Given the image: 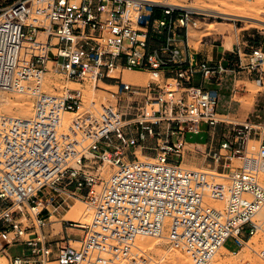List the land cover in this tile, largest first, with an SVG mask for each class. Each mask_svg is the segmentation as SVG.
<instances>
[{"label": "built area", "instance_id": "built-area-1", "mask_svg": "<svg viewBox=\"0 0 264 264\" xmlns=\"http://www.w3.org/2000/svg\"><path fill=\"white\" fill-rule=\"evenodd\" d=\"M128 7L127 0H17L0 14V91L32 100L28 119L0 115L6 264H118L132 257L136 239L162 234L170 250L208 264L227 240L241 248L263 230L256 216L264 207V124L219 115L218 92L205 85L227 73L261 81L264 53L238 51L234 69L197 61L187 35L198 13L151 2L133 13ZM24 42L44 53L24 60ZM125 71L149 81L128 83ZM48 73L80 88L47 92ZM99 82L115 90L85 103L83 87L102 90ZM201 125L223 131L207 153L221 171L217 182L182 166L185 136ZM62 195L90 210L88 223L65 221L81 232L78 247L45 232L48 207L59 209ZM14 247L21 254L11 255ZM258 257L264 264V244Z\"/></svg>", "mask_w": 264, "mask_h": 264}, {"label": "rangeland", "instance_id": "rangeland-1", "mask_svg": "<svg viewBox=\"0 0 264 264\" xmlns=\"http://www.w3.org/2000/svg\"><path fill=\"white\" fill-rule=\"evenodd\" d=\"M15 1L17 0H0V14ZM141 1L156 3L157 1L164 0ZM166 1L170 6L188 8L199 14L194 17L197 25L188 30L189 44L196 51L207 49V51L213 50L214 53L215 51H219L220 53L224 48L225 55H231V51H233L234 54L240 51L242 57H244L243 54L248 55L252 49L259 48L264 53V0ZM228 50L230 51L228 52ZM35 52L38 55L44 53L43 49L39 46H36ZM215 59L216 58H214V60ZM234 61L235 59H233L232 65L229 67L230 69L236 67L237 64ZM262 67L264 68V64ZM241 73L237 75L236 80H243L244 82L236 83V97L232 102H230L231 94L233 95L235 93L231 92V86L233 84L231 74H228L227 78L222 81V83L220 82L218 89H220L221 100L218 102L217 112L224 115L229 114L227 119L232 122L243 123L245 121H250L252 123L264 124V88L259 89L254 85L253 81H257V79L253 75L248 76L245 72ZM248 81L251 83H248ZM212 84L215 83L213 82ZM99 91H103V89ZM103 92L104 93H92L90 98L91 101L89 102H93V100L102 101L108 98L107 92ZM84 94L86 96L85 91ZM245 94L249 96L244 98L243 95ZM17 96L18 95L14 93L0 91V115L21 119L30 118L32 115V100H30V105H27V109L21 111V115L17 114L16 109H7V102H15ZM253 96L254 99L252 100ZM242 104L245 107L248 105L250 106L248 108H242ZM200 130L201 132L197 135L189 133L185 136V141L187 143L198 144L200 146H188L184 148L181 155V162L192 170H200L204 173H221L219 167L217 170L214 169V165L207 157V153L209 148H217L218 143L222 139L223 131L219 127L214 130L208 129L206 125H201ZM210 181L217 182L218 180L211 179ZM62 198L65 203L59 209L55 210L52 207H48V211L50 212L49 225L45 228V232L49 234L53 243L59 242L62 239L67 241L68 238L72 241H78V237L81 235L78 229L66 230L65 228L69 227L64 220L80 222L88 219L89 212L87 214L88 210L81 198L71 196L65 197V195H62ZM71 198L81 201L83 207L87 211L80 205H77L75 201L73 206L69 205L68 203L72 202ZM58 204H62L59 199ZM54 220L56 223L53 222ZM89 221L90 216L88 221L84 222V224ZM245 244H249L256 253L247 251L246 247H244L245 245H242L241 248H237L234 241L227 240L223 244L226 250L230 251L232 254H237L241 249H244L243 252L233 257V255L227 253L219 254V251V255L217 254L208 264H212L215 260V264H263L258 257V252L264 244L263 234L258 233L250 240L245 241ZM77 246L78 245L72 244V247ZM21 250V247H14L9 249V253L11 255H19L21 254ZM131 252L132 257H128L129 261H120L118 264H136L139 261L138 264H185L187 260L191 262L182 250H170L164 239L138 238ZM0 264L6 263L0 261Z\"/></svg>", "mask_w": 264, "mask_h": 264}, {"label": "bare ground", "instance_id": "bare-ground-1", "mask_svg": "<svg viewBox=\"0 0 264 264\" xmlns=\"http://www.w3.org/2000/svg\"><path fill=\"white\" fill-rule=\"evenodd\" d=\"M128 4H129V7H128V10L130 13H133L135 7H136V4L138 3H141V2H147V1H141V0H127ZM156 4H161V5H169L170 4L164 0V1H157ZM190 29V28H189ZM188 29V30H189ZM188 42H189V35H188ZM36 46L35 45H32V44H29V43H22L21 44V47H20V56L21 58H23L24 60H27L28 56L29 55H38L36 54ZM111 76H117L116 72H112ZM149 76L147 73H144V72H138V71H125L123 73V80L128 82V83H132V84H135V85H146L147 82L149 81ZM60 78H57V77H53V75L51 73H48L46 75V83L44 85V90L47 91V92H50V93H54L56 92V90H60L61 88L63 87H67L69 89H78L80 88L79 85H77L76 83H68V82H64L62 80H59ZM64 83V84H63ZM51 85H53V87H51ZM63 85H67V86H63ZM72 86V87H70ZM99 87H101L103 89V91H107V90H110V91H114L115 90V87L112 86V85H108V84H105V83H100L98 84ZM75 87H78V88H75ZM84 91L86 92V96L84 94V101L85 103H88L89 101H91V96H92V93H104L103 91H95V90H92L91 88H89L88 86H84L83 87V93ZM18 95L16 97V101L15 102H7V105H8V108L7 109H16L17 111V114L18 115H21V111L27 109V105H30L31 103V99L30 98H27L29 96L27 95H22V94H16ZM27 96V97H26ZM3 100V99H2ZM6 105V103H5ZM4 107V106H2ZM8 114V113H6ZM68 116V115H66ZM68 118V117H67ZM188 146H200V145H197V144H189L187 143L184 148H187ZM137 156L140 158V159H145L147 158L146 156L144 155H141V154H137ZM182 166H184L185 168H188L187 166H185L183 163H182ZM190 169V168H189ZM206 174L209 175V177H211L210 179H216L218 178L219 175L215 174V173H212V172H205ZM66 197V196H65ZM69 197V196H67ZM72 199V198H71ZM74 201L77 203V205H80L81 207H83V203L81 201H79L78 199H72V202L71 203H68L69 205H74ZM218 203H215V202H211V205H213V207H217ZM84 208V207H83ZM87 208V207H86ZM85 209V208H84ZM86 210V209H85ZM88 210V211H87ZM87 214H88V219H89V216H90V210L87 208ZM65 218V217H64ZM256 218L258 220L261 221V223L264 224V207L261 209V211L257 214ZM88 219H86V221H88ZM69 220V219H68ZM66 221V220H64ZM86 221H80V222H75V221H68V222H75V223H78V224H84V222ZM53 222L56 223V221L54 220ZM264 231V229L262 230ZM262 231H260L261 233H263ZM164 234H162L160 237H156V238H151V239H164ZM72 244H75V245H78V242L77 241H70V245L72 246ZM245 245L244 247H246L247 251H251V252H255L254 249H252V247H250L249 244H243ZM77 246V247H78ZM244 249H241V251H239L237 254H232L230 251L226 250L224 247H221L217 253L214 255V257L218 254H222V253H227V254H230V255H233V257L235 256H238L240 255L242 252H243ZM256 250V249H255ZM246 251V250H245ZM256 253V252H255ZM218 254V255H219ZM247 254V253H246ZM245 254V255H246ZM213 257V258H214ZM189 258V257H188ZM212 258V259H213ZM211 259V260H212ZM0 261L5 262V260L3 258H0ZM216 261V260H215ZM215 261L212 263V264H215ZM140 262V261H139ZM138 262V263H139ZM248 262V261H247ZM136 263V264H138ZM192 262H190L189 260H187L185 262V264H191ZM50 264H54V263H50Z\"/></svg>", "mask_w": 264, "mask_h": 264}, {"label": "crops", "instance_id": "crops-1", "mask_svg": "<svg viewBox=\"0 0 264 264\" xmlns=\"http://www.w3.org/2000/svg\"><path fill=\"white\" fill-rule=\"evenodd\" d=\"M187 44H188V52L190 54H193L197 61H207V62H209L210 64H212L214 66L221 65V66H223L225 68H228V69H230L229 67H231L233 59H235L234 62L237 64V60H236L237 56H234V55H236V53L234 54L233 51H231V55H225V53H224L225 49L224 48H223L222 51H220V53H219V51H215V53H214L213 50L207 51V49L202 50V51H198V50L196 51L194 48H192L190 46V44L188 42V35H187ZM229 51L230 50H228V52ZM232 54H234V55H232ZM214 58H216V59L214 60ZM228 74H231L232 80H233V84L231 86V92L235 93L233 95L231 94L230 102H232L234 100V98L236 97V92H235L236 91V83L244 82L243 80L242 81H239V80L237 81L236 80L237 75H234L233 73H227L223 77L219 78L218 81H211V82H209L208 84L205 85V87L215 89L218 92V96H219L218 102L221 100V93H220V89H218V86L220 85V82L222 83V81H224L227 78ZM241 74H244V73H241ZM198 81H199V79L197 78L195 82H198ZM213 82L215 84H212ZM248 83H251V82L248 81ZM253 83L259 89H263L264 88V76L262 77L261 81L257 80V81H253ZM248 96H249L248 94L243 95L244 98L245 97L247 98ZM253 99H254V96L252 97V100ZM249 106L250 105L245 107L242 104V108H248ZM217 110H218V106H217ZM217 113L219 115H222V116H225V117L229 116V114L228 115H224V114L219 113V112H217Z\"/></svg>", "mask_w": 264, "mask_h": 264}]
</instances>
